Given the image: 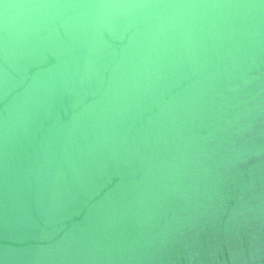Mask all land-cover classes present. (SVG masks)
<instances>
[{"label":"water","instance_id":"95a60500","mask_svg":"<svg viewBox=\"0 0 264 264\" xmlns=\"http://www.w3.org/2000/svg\"><path fill=\"white\" fill-rule=\"evenodd\" d=\"M0 264H264V0H0Z\"/></svg>","mask_w":264,"mask_h":264},{"label":"clouds","instance_id":"9594fccd","mask_svg":"<svg viewBox=\"0 0 264 264\" xmlns=\"http://www.w3.org/2000/svg\"><path fill=\"white\" fill-rule=\"evenodd\" d=\"M134 15V11L130 8H116L112 6H104L93 13L101 23L113 15Z\"/></svg>","mask_w":264,"mask_h":264}]
</instances>
